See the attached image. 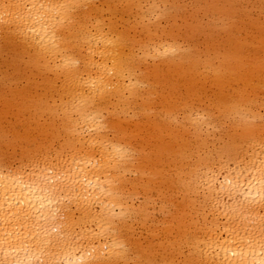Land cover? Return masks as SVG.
Segmentation results:
<instances>
[{
    "label": "bare ground",
    "instance_id": "obj_1",
    "mask_svg": "<svg viewBox=\"0 0 264 264\" xmlns=\"http://www.w3.org/2000/svg\"><path fill=\"white\" fill-rule=\"evenodd\" d=\"M0 264H264V0H0Z\"/></svg>",
    "mask_w": 264,
    "mask_h": 264
}]
</instances>
